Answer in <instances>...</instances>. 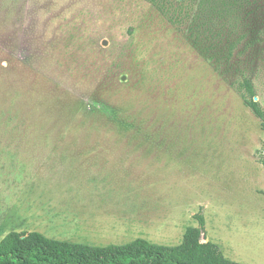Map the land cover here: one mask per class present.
<instances>
[{
    "label": "rangeland",
    "instance_id": "rangeland-1",
    "mask_svg": "<svg viewBox=\"0 0 264 264\" xmlns=\"http://www.w3.org/2000/svg\"><path fill=\"white\" fill-rule=\"evenodd\" d=\"M140 4L0 0V241L35 231L44 201L84 200L107 208L92 215L94 234L57 236L69 223L58 221L45 236L176 246L201 213L205 242L237 264H264V129L236 89L247 73L264 109V0L248 1L246 12L259 40L251 50L244 40L227 67ZM89 142L114 146L118 169L89 182L85 196L66 193L79 183L69 176L39 169L99 145ZM10 211L22 218L3 220ZM137 213L146 221L134 236L145 237L117 234ZM167 220L177 227L154 228Z\"/></svg>",
    "mask_w": 264,
    "mask_h": 264
},
{
    "label": "trees",
    "instance_id": "trees-1",
    "mask_svg": "<svg viewBox=\"0 0 264 264\" xmlns=\"http://www.w3.org/2000/svg\"><path fill=\"white\" fill-rule=\"evenodd\" d=\"M248 1L141 0L140 5L159 14L218 66L227 67L244 40L247 50L259 40V32L251 29V15H246ZM241 73L236 89L264 129V109L256 99L255 86L247 73ZM261 163L264 168V148ZM194 218L198 226L188 227L176 246L142 238L123 245L94 246L57 241L38 232H10L0 242V264H236L215 243L201 242L205 219L201 213Z\"/></svg>",
    "mask_w": 264,
    "mask_h": 264
},
{
    "label": "crops",
    "instance_id": "crops-1",
    "mask_svg": "<svg viewBox=\"0 0 264 264\" xmlns=\"http://www.w3.org/2000/svg\"><path fill=\"white\" fill-rule=\"evenodd\" d=\"M82 144V143H78ZM83 144H99V145H88L84 146L87 149V151H83L79 153L80 155L79 158H71L67 157L70 161L68 162H63L64 164H49V165H44L40 166V170L42 171L43 174L50 176L53 179H61L62 177L69 176L67 179H71L72 182H79L77 185L74 184L73 187H65L66 193H69V191L72 194H75L77 196V193L80 192V194H84V196L87 194L86 190L89 189L92 184L90 183H96V184H102L101 182H106L107 180H112L114 174L117 172L118 169V164L112 160L115 159L117 160V154L118 152L115 150H110L113 149L114 146L107 145L110 144L109 142H96V143H83ZM101 144V145H100ZM104 144V145H103ZM77 154V153H76ZM64 160V159H63ZM56 180H54L53 184L55 183ZM55 188V187H54ZM52 189V188H51ZM48 195V194H47ZM46 204L41 206L38 211H37V218L40 223L39 225H36L32 228L35 231L31 232H37L46 235L47 234V229H51V227L55 224H57L58 221L60 222H66L68 221V224H59L58 225V230L55 235L57 236H64V237H74L78 233L81 234V236H88L91 234H94L96 232L95 230V225L93 224L91 220L92 215L99 214L97 212L96 208L100 209V211H105L107 210L106 207H93L90 205H85V201H81L83 204L78 205H63L62 203H56L51 201H44ZM90 208V209H89ZM44 212L48 213L47 216L44 217ZM140 212V211H138ZM15 214V215H14ZM97 218L99 217L96 215ZM22 214L19 216L16 213H13V211H10L8 214H6L3 217V220L8 221V220H14V219H21ZM169 218V216L167 217ZM57 220V221H54ZM146 217L142 215L141 213L133 214V215H127L122 229H118L117 234L123 235V236H134L135 232V225H141L144 224V221ZM151 219V218H147ZM177 218L175 217V220ZM152 221V220H151ZM149 221V222H151ZM168 221V220H167ZM77 222L79 223V226H77ZM122 222V221H121ZM118 223L116 222V225ZM170 226L171 228L175 229V223L169 225V221L167 222L166 225L164 226H154V228H166ZM3 227V224L0 222V231ZM132 229V230H130ZM187 229V228H186ZM24 229H18V231H13V232H22ZM75 231V232H74ZM186 231V230H185ZM113 232V231H111ZM137 233V231H136ZM185 233V232H184ZM137 233V236L134 237H145L144 235ZM184 236V234L182 233ZM1 236V233H0ZM171 236V234H170ZM150 237V235H149ZM172 237V236H171ZM207 237V236H206ZM148 238V237H147ZM54 239L57 241H63V242H71V243H79V244H87L88 242L86 240H80L77 239V241H82V242H72L68 240H58L55 238H50ZM139 239V238H137ZM145 239V238H142ZM136 240V239H135ZM147 240V239H145ZM183 240V238H182ZM134 241V240H133ZM150 243L157 244L153 241H149ZM158 242L157 240H155ZM1 242V241H0ZM87 242V243H86ZM132 242V241H131ZM182 242V241H181ZM206 242H212L208 238ZM90 243V242H89ZM101 243V242H98ZM130 243V242H128ZM127 244V243H126ZM180 244V243H179ZM178 245V244H177ZM232 261V260H231ZM234 262V261H233ZM237 264V263H236Z\"/></svg>",
    "mask_w": 264,
    "mask_h": 264
},
{
    "label": "water",
    "instance_id": "water-1",
    "mask_svg": "<svg viewBox=\"0 0 264 264\" xmlns=\"http://www.w3.org/2000/svg\"><path fill=\"white\" fill-rule=\"evenodd\" d=\"M201 242H202V243H204V242H205V238H204V236H203V238H202Z\"/></svg>",
    "mask_w": 264,
    "mask_h": 264
}]
</instances>
